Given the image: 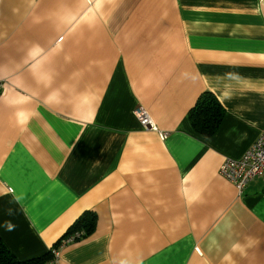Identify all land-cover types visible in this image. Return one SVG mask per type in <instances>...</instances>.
Instances as JSON below:
<instances>
[{
    "label": "crops",
    "instance_id": "crops-1",
    "mask_svg": "<svg viewBox=\"0 0 264 264\" xmlns=\"http://www.w3.org/2000/svg\"><path fill=\"white\" fill-rule=\"evenodd\" d=\"M0 81L18 261L88 212L48 264H264V178L219 174L264 131V0H0ZM204 91L224 108L209 137L188 116Z\"/></svg>",
    "mask_w": 264,
    "mask_h": 264
},
{
    "label": "trees",
    "instance_id": "trees-1",
    "mask_svg": "<svg viewBox=\"0 0 264 264\" xmlns=\"http://www.w3.org/2000/svg\"><path fill=\"white\" fill-rule=\"evenodd\" d=\"M223 114L224 108L209 91L202 92L188 112L194 130L205 137L211 136L216 131ZM87 213L83 212L76 218L64 236L76 231H83L82 237H84L92 232L96 222L95 216L92 213ZM53 259L54 256L49 252L40 258L18 261L0 239V264H48Z\"/></svg>",
    "mask_w": 264,
    "mask_h": 264
},
{
    "label": "built area",
    "instance_id": "built-area-1",
    "mask_svg": "<svg viewBox=\"0 0 264 264\" xmlns=\"http://www.w3.org/2000/svg\"><path fill=\"white\" fill-rule=\"evenodd\" d=\"M1 90L2 82L0 81V93ZM134 114L143 128L156 130L151 117L144 108H137ZM219 174L232 183L238 193H241L253 178H264V131L258 135L241 157L237 159L227 158L220 166ZM82 236L83 231H76L62 238L57 247L52 250L54 257L60 247L77 241Z\"/></svg>",
    "mask_w": 264,
    "mask_h": 264
}]
</instances>
